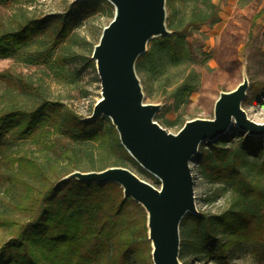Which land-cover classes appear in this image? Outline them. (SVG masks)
I'll use <instances>...</instances> for the list:
<instances>
[{"label":"trees","instance_id":"trees-1","mask_svg":"<svg viewBox=\"0 0 264 264\" xmlns=\"http://www.w3.org/2000/svg\"><path fill=\"white\" fill-rule=\"evenodd\" d=\"M78 2L72 1L62 14L53 39L37 54L39 61L45 62L60 40L66 38L68 20L74 16L72 7L78 8ZM85 3L93 8L100 7L101 3L109 5L106 0ZM165 6L169 9L166 26L170 33L148 42L146 51L135 62L137 72L156 74L164 71L168 64L195 62L187 37L202 25L220 19L219 5L212 0H166ZM42 23L39 19H28L18 27L0 32V56L11 55L29 41L39 32ZM53 59L63 64L67 58L58 54ZM199 83V73L191 68L185 76L174 81L168 92L162 84V99L171 101L169 108L183 107ZM146 95L150 96L148 92ZM159 103L155 120L160 125L161 120L179 128L186 119L179 113L168 122L163 118V105ZM39 127L46 128L44 132L51 128L61 137L99 147V164L90 167L98 169L88 170L136 163L120 144L107 117L87 119L63 108L59 101L46 99L27 109L0 110V133L9 131L23 137L33 134ZM235 133L236 139L221 136L201 143L192 158V170L204 182L216 184L211 195L225 196V207L216 213L199 210L187 213L179 223V235L184 237L179 241L180 246L191 245L196 253L217 256L221 260L228 249L242 239L259 242L264 247V137L239 129ZM84 155L94 163L92 152L85 151ZM13 161L18 168L29 166L41 172V167L29 158L19 156ZM139 169L151 184H159L140 166ZM67 173L40 190L29 186L23 204H18V209L27 216L24 220L0 219V225H7L11 232L0 244V264H134L145 251L146 263L152 264L142 206L131 198H123L120 186L114 182L63 180Z\"/></svg>","mask_w":264,"mask_h":264},{"label":"rangeland","instance_id":"rangeland-1","mask_svg":"<svg viewBox=\"0 0 264 264\" xmlns=\"http://www.w3.org/2000/svg\"><path fill=\"white\" fill-rule=\"evenodd\" d=\"M72 1L0 0V32L18 27L28 19L43 22L39 32L33 34L29 41L11 55L0 56V110L13 107L27 109L46 99L59 101L63 108H69L82 117L90 114L100 97V82L90 54L103 26L113 15V6L101 3L100 7L93 8L85 1L78 2V8L72 7L74 16L68 20L66 38L60 40L45 62L37 57L46 42L53 39L61 16ZM212 1L219 5V21L202 25L187 37L195 62L168 64L164 71L150 75L136 71L144 88V101H160L163 118L168 122L179 113L186 120L212 118L219 92L233 89L245 78L247 88L241 107L247 118L264 123V0ZM85 13L88 15L84 16ZM168 13L166 7V16ZM58 54L67 58L63 64L55 63L53 58ZM191 68L199 73L197 89L190 94L186 105L178 109L169 108L171 101L162 99V84L166 85L168 92L174 81L185 76ZM147 92L150 96L146 95ZM160 123L170 132L178 129L177 125H167L161 120ZM236 129L232 123L222 137L236 139ZM45 130L39 127L33 134L23 137L9 131L0 133V219L22 221L27 217L18 209V204H23L29 186L40 190L73 169H98L90 168L99 164V147L95 144L74 142L51 128L47 132ZM85 151L93 153L94 163L85 158ZM19 156L33 160L41 167V172L29 166L18 168L13 160ZM190 166L197 210L204 213L222 210L226 205L225 196L211 195L216 184L201 180L193 171L194 162ZM125 167L151 183L137 163L128 162ZM159 185L154 183L155 187ZM10 233L7 225H0V244ZM179 236L184 238L181 233ZM178 253L181 264H264V247L249 239H242L230 247L224 260L196 253L187 244H179ZM147 258L145 251L134 264H147Z\"/></svg>","mask_w":264,"mask_h":264},{"label":"water","instance_id":"water-1","mask_svg":"<svg viewBox=\"0 0 264 264\" xmlns=\"http://www.w3.org/2000/svg\"><path fill=\"white\" fill-rule=\"evenodd\" d=\"M88 0H73V2ZM113 6L110 21L103 26L90 58L100 82V97L87 119L109 118L120 144L129 156L160 185L155 187L124 166L100 170H73L62 179L118 184L123 198H131L146 214L147 239L152 264H181L179 223L187 213H197L191 162L201 143L217 140L234 123L246 134L264 136V123L247 118L241 103L247 82L220 91L212 118L187 119L170 132L154 118L159 102H145L135 71L137 58L148 42L166 36V0H106Z\"/></svg>","mask_w":264,"mask_h":264}]
</instances>
